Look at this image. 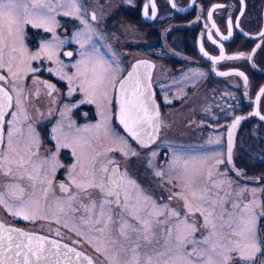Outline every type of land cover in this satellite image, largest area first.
I'll use <instances>...</instances> for the list:
<instances>
[{
	"label": "flooded vegetation",
	"instance_id": "flooded-vegetation-1",
	"mask_svg": "<svg viewBox=\"0 0 264 264\" xmlns=\"http://www.w3.org/2000/svg\"><path fill=\"white\" fill-rule=\"evenodd\" d=\"M74 2L79 12L75 15L76 20L86 17L85 19L93 27L95 34L100 37L102 35L107 37L102 44L103 47L106 46L112 52H116L113 55L118 60V71L114 74L111 83L110 112L112 118L110 117V128L115 135L122 136L123 145L128 143L135 150L129 153L130 159L126 164L127 170L121 159H119L122 152L118 148L109 149L102 146L104 149L99 153L96 152V156L93 158L85 154V159L92 160L91 167L98 179L102 176L103 171L100 173L95 171L97 162L99 160L103 161L104 158L119 157L108 161L103 191L97 193L98 189L95 186L86 188L85 193H92L93 195L92 202L88 206L91 207V211L95 212L92 213L94 218H90L88 221L83 217L87 224H82L77 219L74 222H61L56 216L50 214L46 208H43L46 214L40 213L29 216L35 217L34 219L25 220L23 215L13 216L11 213L7 214V218L3 215L4 211L1 212L0 217H5L21 232L33 237H43L45 249H51L53 253H55V248L49 243V238L56 241L58 245L68 243L80 248L90 256L91 264H160V260L173 262V264H186L188 259L193 260L194 264L197 261H200V263L206 262L209 257H211L213 264L216 263L225 239L231 234L229 230L231 220L225 219L221 209L228 206L230 212L233 210L230 215L233 221V218L239 215L234 204L240 207L241 194L244 188L252 187L254 176L264 182V141L261 139L264 122L254 120L252 124L246 121L237 125L234 133V144L238 154L236 157L232 154L229 159L225 155V127L220 125L225 116L233 115L232 117H234L239 113H243V104L247 106L245 108L247 111L251 109L256 96H258V109L260 112H264V93H261V89L264 88V0H74ZM197 7L200 8L199 11ZM200 30L202 31L200 41L202 49L199 50L197 34ZM120 36L125 37V41L121 45L122 51L119 48ZM131 36H136V38H130ZM258 38H260L261 43L252 57L254 64L250 67L241 62L242 58L238 54L242 49H249ZM221 56L224 58L221 59ZM228 57L235 58L228 59ZM142 58L151 60L149 81L152 96L157 104L154 111L150 110L153 100L147 104V115L149 118L155 115L158 116L157 134L151 141L146 143L137 142L129 131L114 119L115 83L122 75H126L127 81L133 78L137 82L143 74L133 72L131 79H129V73L130 69L136 68ZM184 69H191L200 73V75L195 79L193 74H189L187 78L183 79L180 77V73ZM164 71L167 74H164ZM241 72L244 73V76L240 75ZM221 73H226V75H221ZM170 77H175L176 82L185 81L188 86L184 94L168 95L172 88L167 89L165 87L164 79ZM53 78L61 84L62 81L58 76H53ZM68 83V81L63 82L61 89L63 88L66 91ZM73 85L75 89L70 93H64L62 90L59 102L61 100L71 105L70 113L73 119L78 117V120L73 123L71 118L69 126L79 127L86 124L88 119L90 121L96 119L98 114L94 112V106L82 94L80 84L76 82ZM199 85L197 94L201 96L200 108L207 111L202 120L219 127L216 129V138L212 136L207 126H204L200 129V138L194 140L193 123L189 122L183 126L173 115L167 114L166 111H172V107L183 103ZM243 85L246 86V93L242 92L241 86ZM134 90L136 88H132L131 92L124 93L123 96L133 102L141 97V91L139 90L138 95H134ZM145 91L146 88H143V92ZM231 95L234 99L231 98ZM50 104L46 101L39 102L33 99L28 102L31 115L26 116V120L35 131L41 127L46 133H51L52 123H39L41 113L46 106L48 105L50 110L53 109L54 106ZM21 114L22 111L16 109L19 130H24L25 126ZM255 117L259 119L257 116ZM141 130L142 127L138 126V131ZM255 131L256 134H254ZM23 136V134H20L19 137L22 138ZM50 137L49 134L45 140ZM38 142L27 140L20 142L19 145L24 148V151L27 147L30 153L36 149ZM45 142L41 146L44 152H49L54 145L49 141ZM195 145L206 153L208 151L214 152L206 159L209 190L213 193H199L202 200L201 205H195L187 198L184 207L180 197L172 188L175 180L174 175L176 176V174L175 172L172 174L169 167L177 159L186 157L184 159L187 160L188 158L191 159L192 156L193 164L201 162L203 166L205 154H193ZM142 146L144 148L140 149L139 147ZM112 149L120 154H110L109 152ZM221 149L223 158H221ZM106 151L109 152L105 153ZM135 152H138L140 156ZM55 153L57 158L61 157L62 159L60 162L54 160L53 164L48 165L47 174L53 182L54 191L69 190L71 184L64 179V176L67 174L66 165H71L69 168L73 169L71 156L63 157L60 154L58 155L56 151ZM21 155L22 152L19 153L18 157H12L11 154L10 157H6L15 161L25 160L20 157ZM29 155L31 157L29 159V169L31 170L34 163L41 161V157L37 158L34 152ZM135 157L140 159V167H138V161ZM147 158L156 161L157 170L155 173H153L154 171L150 166L146 165ZM236 162L239 167L237 171L238 183L242 185L240 191L237 190L236 177L230 172H225L226 169H232L231 167L235 166ZM38 165L41 167L42 163ZM113 169L116 171L114 172ZM126 171L131 179L137 181L140 186L145 188L147 187L146 184H153L157 187V191L150 193V195L157 193L158 199L155 202H161L163 207L158 208L155 205L152 207L134 205L135 207H132L124 204L122 202L124 197L122 187L127 179ZM157 173H160V175H157ZM33 174L36 175L35 169H33ZM145 177H148L147 182ZM87 181L84 184H81L82 181H77L76 188H82L90 182ZM116 181H118L117 184ZM97 182L100 184L99 180ZM37 183H39L37 180L32 182L31 192L34 193ZM61 185H63V188ZM42 191L50 193L47 183L42 184ZM109 192L112 195H108ZM253 192L251 193V203L255 231L254 242L260 250L258 252L253 251L251 263L264 264V215H262L264 214V193H257V190ZM116 193H119V204L116 203ZM67 196L69 195L62 198L59 203L63 209L67 207ZM85 198L79 197L76 200L80 213H84L86 210L85 203L87 200ZM105 198L110 199V201ZM216 200L219 204L217 210L215 209ZM103 202L107 203L103 206L106 212H103V216H101L102 209L99 205L101 206ZM136 208L138 211L134 213L133 210ZM212 209L217 211L218 218L213 217L210 220L209 216ZM90 210H88V213H91ZM15 212L20 211L15 208ZM199 212L203 215L204 222L200 221ZM28 213L30 212H27V215ZM64 213L67 214L66 217H69L70 214H77L76 211H71V209L69 211L66 209ZM123 214L127 216H123ZM114 215H116L115 219L117 221L140 219V224L143 226L141 230L143 236L141 238L147 235L148 240L144 239L141 245L136 243L135 247H130L128 246V238H125L126 244L123 254L117 256L114 253L112 255L104 254L103 250L99 248V246L105 244L102 240L104 232L99 231V229L104 230L107 224L111 223ZM109 217H111V220L108 223ZM97 219L100 220L99 224H96ZM143 222H146L147 230ZM126 224L133 225L132 221ZM67 228L76 231V233H72ZM87 228L92 230V237L83 235L82 230ZM138 228V226H132L131 231L136 232ZM125 231L128 232L127 228H125ZM114 235L113 226L110 231V239ZM97 237L102 240L100 245H97L94 241ZM21 241L27 244V238L20 236L17 232L13 237V244ZM210 243L216 249V255L214 256L208 254ZM35 244L36 241L33 240V245ZM181 244L183 247L180 251L185 253L183 258L175 251ZM107 245L111 250L117 247L109 241ZM57 250L59 255H54L53 261L57 258L59 264H63L64 255L61 256L60 260V248ZM161 253H164V255H161ZM188 253H203V256L189 257L187 256Z\"/></svg>",
	"mask_w": 264,
	"mask_h": 264
},
{
	"label": "rangeland",
	"instance_id": "rangeland-1",
	"mask_svg": "<svg viewBox=\"0 0 264 264\" xmlns=\"http://www.w3.org/2000/svg\"><path fill=\"white\" fill-rule=\"evenodd\" d=\"M60 1L61 2L58 3L57 1L51 0V4H49L43 0H19V7L17 9L18 17L20 21L23 19L25 7H27V12L25 13L29 18L33 20L42 21L43 23H46L50 26H54L55 28L59 23H67L70 26H74L73 22H66L67 18H73L76 15L75 9L73 7L74 0ZM53 3H57L59 5V10L64 11L69 15H56L53 11ZM34 4H39L41 6L33 7ZM197 10L199 11L200 8L197 7ZM21 22L22 23L20 24L19 31L22 30L20 32V36L23 38L24 44L22 42L20 43L19 35L17 32L14 31L13 35L9 36L6 28L2 30L3 39H0V63L3 64V67L0 69H4L7 76L11 78V80L7 81L6 84H9V87L14 93L13 96L15 100L20 104L22 108L23 114L21 115V119L25 126L24 130H19L16 118H13L7 125L5 131L4 143L1 147L2 152L0 154V199H2L3 201L0 202V214L2 211H4L3 215L8 218L7 214L9 213H11L13 216H16V213H20V215L24 216L27 215V212H30L28 213V216H35L40 213L46 214L43 211V208H46V210L50 214L56 216L61 222H74L77 219L82 224H87L83 217H85L86 221H88L90 218H94V214L92 213H95L91 211V207L88 206V204L92 202L93 195L92 193H85L87 185L90 182H93L94 185H99L97 180H99V182L103 183L104 185L105 171L108 168V161L110 159H117L119 157L104 158L103 161L99 160L97 162L95 166V171L98 173L103 171L102 176L98 179V176H96V173L93 172L91 167V165L93 164L92 160L85 159V154H88L91 158H93L94 156H96V152L99 153L104 148H118L122 152L121 158L119 159H121L122 164L125 165V168L127 170L126 164L130 159L129 153L135 150V148L128 143L123 145V140L121 139L122 136L115 135L110 128L111 83L113 81L114 74L118 71V60L114 58V55L111 56L107 49L103 47L101 37L94 33V30L88 24L87 19L81 22L80 26L78 27V29H76L75 32L67 31L69 34H72L70 40L67 36V32L61 33L59 35V31L55 30L58 33L57 35L49 36V38L41 37L42 41L39 44L35 42V39L33 37H27L29 35V32L26 28V23H24L23 21ZM64 29L66 28L64 27ZM35 36H37V34H35ZM102 37L103 42H105L107 37L105 35H102ZM130 38H136V36H131ZM119 40V48L120 51H122L121 45L123 44L122 42L125 41V37L120 36ZM66 41L67 44L69 42H72L70 43L71 47H73V45L78 46L76 48V58L74 60L71 58L69 60V63H65L66 60L64 62L59 56V48L64 45ZM14 48H16V50ZM26 49H28V53ZM30 51H33V57L37 56L38 58L34 59L32 57V65L35 67V71L30 68L28 69L29 71H33L43 75L45 70H40V68H45L46 64V70L50 69L53 74L59 76L63 72V68H66L67 66L74 67L72 71L67 74L68 81L70 83L78 82L80 84L82 94L84 95L86 100H88V102L92 106H94V112H97L98 114L96 119L91 121L88 119L86 124L79 127L74 125L69 126L71 118L72 122L75 123V121L78 120V117H75L73 119L72 115L68 113L69 104L63 102L61 106L58 105L60 106V109L58 112V116H56L53 124H51V133H46L44 130H42L41 127L37 131L32 129L30 123H28L24 114L26 106L25 101L23 99L24 83L22 80V76L24 75L25 77V71L29 66V57L31 58V54L29 55ZM43 52L47 56H45ZM64 52L69 53L67 50H64ZM118 53L120 54V52ZM49 60L51 62V67H48ZM164 74H167V72L164 71ZM180 74V77L183 79L187 78L189 74H193L195 79L200 75V73L191 69H184ZM164 84L167 89L169 87L172 88L171 91L168 92V95L170 96L184 94L188 86L185 81L176 82L175 77H170L169 79L165 78ZM199 87L200 85L194 90L193 93H191L186 98L183 103L172 107V111H166L167 114L173 115L183 126H185L189 122L193 123L194 140H198V138H200V129L204 128V126H207V128L211 131L212 136L216 138V129L219 127L215 125H210L206 123L205 120H202V118H204L203 115L207 111L202 110L200 108L201 96L197 94ZM241 88L243 89L244 87L241 86ZM231 98L234 99L232 95ZM246 107L247 106L243 104L242 110H244ZM189 111L190 113L188 114ZM48 118H50L49 115H44L42 117V120ZM229 118L231 117H224V119L226 120H228ZM251 120V118L244 119L242 123L245 121L251 122ZM20 134H23L24 136L21 138L19 137ZM49 134L51 135V137L49 138L50 140H45V138H47ZM254 134H256V131L254 132ZM261 139L264 141V130L261 133ZM27 140L29 142L39 141L36 145V149L30 152L31 154L34 152L37 158L41 157V161H38L37 163L33 164V169L36 170V175L33 174V169H29V159L31 158L29 155V149L26 147V150L24 151V148L19 145L20 142H25ZM200 140L202 141V139ZM45 141H49L54 145L49 152H44V149L41 146V144L46 143ZM102 146L104 148H102ZM139 148L143 149L144 147L142 146ZM55 151L58 155L60 154L63 157H66L68 155L71 156L70 160L73 169L69 168V166L71 165H66L67 174L64 176V179L69 181L71 184V189L69 190L63 189L59 190L58 192L54 191V186L52 185L53 182L51 181L50 176L47 174V166L53 164L54 160L60 162L62 159L61 157L57 158L55 156ZM20 152H22V155L20 157L24 158L25 160L15 161L14 159L6 157H10V154L12 157H18ZM108 152L109 151H106L105 153ZM109 153L113 155L120 154L119 152H114L113 149ZM135 153L140 156L138 152ZM200 153L205 154L203 166L201 165V162L193 164L192 156L191 159L188 158L187 160L184 159L186 157L177 159L169 167L170 172L172 174L173 172H175L176 174V176L174 175L175 180L172 184V188L175 190V193H177V195L180 197V201L184 207L186 206L185 200L187 198L192 201L195 205H201L202 200L199 197V193H213L209 190V177L207 175L208 169H206V159L207 156L212 155L214 152L208 151L206 153L195 145L193 154L198 155ZM221 153V158H223L222 149ZM237 154L238 152L234 144L233 156L236 157ZM135 159H137V165L138 167H140V159L138 157H135ZM41 163L42 166L39 167L38 164ZM146 165L150 166L153 169V173H155V171L157 170V163L154 160L147 158ZM231 168L232 169H226L225 172H230L232 175H234L238 183L237 171L239 167L237 162L235 166H232ZM147 178L148 177H145L146 182ZM35 180H37L39 183L36 184L33 193L31 192V187L33 185L32 182H34ZM87 180H89L90 182L82 187L84 188L83 190H81L82 188H76L77 181H82L81 184H84L88 182ZM45 183L48 184V189L50 193L42 191V184ZM146 185L147 187L145 188L140 186L137 181L131 179V177L127 174V179L122 187V195H124L122 202L124 204L131 205L132 207H135L134 205L150 207L155 205L158 208H162L163 205L161 202H155L158 199L157 193H154V195H150V193L157 191L158 188L155 187L153 184ZM257 185L258 183H256V186ZM241 187L242 185L238 183L237 190L240 191ZM96 188L98 189L97 193H100L101 189L99 187ZM247 193L252 192L248 191ZM66 195H69L67 196L68 203L67 207L63 209L59 205V203L60 200ZM79 197H86L85 199L87 200L85 203L86 210L84 211V213L79 212L80 210L76 203V200ZM105 199L110 201V199ZM217 201L218 200H216L215 203V209L219 206ZM102 204L103 206H105L107 203L103 202ZM108 205L110 206L109 203ZM234 206L237 208L239 215L242 214L246 222L249 219H253L251 198H248L246 201H242L240 207L236 204H234ZM99 207L101 208L100 205ZM15 208L17 209V211L20 212H15ZM66 209L67 211H69L70 209L71 211H76L77 214H70L69 217H66L65 215L67 214L64 213ZM215 209H212L210 212V220L213 217L218 218L216 211L217 209ZM88 210H90L89 212L91 213H88ZM102 210L104 213L106 212L104 208ZM137 211V208L133 210L134 213H137ZM221 211L226 220H231V227L229 229L231 234L230 236H227L225 240L227 242L226 246L229 248H233L234 234H237L239 231L241 232V229L245 228L246 222H244L243 220L241 225H239L241 220V217L239 215L236 218H233V222L230 217V215L233 213V210L230 212L228 210V206L227 208L221 209ZM115 216L116 215H114L111 220L112 224L109 223L110 220L108 219L109 224H107L106 228L103 230L104 236L102 240L103 242H105V244L99 246V248H101L103 250V253L106 255H112L114 253V255L117 256L123 254L124 246L126 244L124 241L125 238H128V246L130 247H135L136 243L141 245L144 241V238H141L143 236V234L141 233L143 226H141L140 224V219L117 221L115 219ZM123 216L127 215L123 214ZM5 217L0 218L6 222H9L5 219ZM199 219L201 222H204L203 215L201 214V212H199ZM129 221H132L133 225L126 224ZM122 224L126 225L125 228H127V231L130 234L126 231L124 235L121 234L120 229ZM113 226L115 230V235L112 239H110V231ZM132 226H138L139 228L138 230H136V232H132ZM67 229H69V231H71L72 233H76V231L70 228ZM91 232L92 230L90 228L82 230L83 235L91 236ZM239 235L240 236L235 241L236 245L234 247L236 252L238 253L236 255L240 257H251L254 251L252 247L253 244H255L254 239L247 234L239 233ZM229 237H231L230 240ZM102 240L100 237L94 239L97 245H100V242ZM108 241L110 243H113L114 246L117 247L111 250L107 245ZM208 254L209 256L216 255V249L211 243L208 245ZM224 257L231 256H226L221 250V252L219 253L218 261L214 264H223ZM159 263L173 264V262H163L162 260H160ZM200 264H205V262Z\"/></svg>",
	"mask_w": 264,
	"mask_h": 264
},
{
	"label": "snow or ice",
	"instance_id": "snow-or-ice-1",
	"mask_svg": "<svg viewBox=\"0 0 264 264\" xmlns=\"http://www.w3.org/2000/svg\"><path fill=\"white\" fill-rule=\"evenodd\" d=\"M39 4H34L33 7H40ZM19 7V0H0V39H3L2 30L4 28L7 29L8 35H13L14 31L19 32L20 30V24L21 21L17 14V9ZM155 6L153 5V8ZM25 12H27V7H25ZM95 18V17H93ZM29 21L25 20L24 23H28ZM34 27H40L41 25H33ZM227 39V37H225ZM67 55H71V53H67ZM38 58L37 56L33 57ZM221 59L224 57L221 56ZM235 57H228V59H234ZM3 67V64L0 63V68ZM133 73H129V79H131ZM221 75H226V73H221ZM240 75H243V73H240ZM4 77L0 76V80H3ZM127 81H121L120 87L121 91H124L125 84ZM51 87V86H49ZM71 91V89H70ZM261 93H264V88L261 89ZM0 94L3 95V97L7 100H10L11 98L7 95L6 92L2 88H0ZM139 94V81L137 80V88L134 90V95ZM83 102V101H82ZM5 105L0 104V116H2V108ZM135 110L136 115H133V111ZM143 112L144 116L141 117L139 115V112ZM147 108L144 106V102L140 101L137 105L133 107V102L131 100H122L121 101V108H120V120L121 123L124 124L125 128L131 133L132 136L137 137L139 139V133L137 132V126H139L141 123L148 122L150 118L147 115ZM241 117H237L236 121L233 123L232 127L234 128L237 123H239ZM261 119H264V117H261ZM229 149H231V133L229 134ZM230 158V155H229ZM115 172L116 170L113 169ZM157 175H160V173H157ZM78 187H82L81 185H77ZM96 186L101 189V191L104 190L103 183H100L99 185H94L93 182H90L87 187ZM63 188V185H61ZM108 195H112L111 192L108 193ZM117 200L116 203L119 204V193H116ZM0 202H3L2 199H0ZM101 209H103V204L101 205ZM17 215H20V213H16ZM101 216H103V210H101L100 213ZM264 215V214H262ZM25 220L28 219H34L35 217H29L28 215H24L23 217ZM139 218V217H138ZM109 220H111V217H109ZM100 220L97 219L96 224H99ZM145 223V229L147 230V224ZM125 227L126 225H121V234H125ZM7 231L9 235H7V246L5 247L4 240L5 237L0 236V264H59V260L53 261L52 257L58 256L59 253H53L51 249H45L44 247V238L43 237H33L31 235H28L27 233L21 232L18 229H4L3 225L0 224V232ZM99 231H103V229H99ZM245 231L248 233L249 236H251L253 239L255 238V231H254V220L249 219L245 226ZM13 232H19L20 236H24L27 238V244H24L22 241L13 244V236L11 233ZM145 240H148V236L145 235L143 237ZM33 240L36 241V244L33 245ZM207 243V241H205ZM51 245L53 248H60V245L57 244L56 241H52ZM67 248V245L64 246ZM183 247V245H179L176 248V253H178L182 258L185 257V253L181 252L180 249ZM253 249L255 252H258L260 249L257 245L253 244ZM69 252L74 251V249H68ZM171 251V250H170ZM214 251V249H213ZM81 254L76 253V256L79 257ZM161 255H164V253H161ZM187 256L192 257H202L203 253H188ZM238 259H244L251 261V257H238ZM230 260V257H224L223 264H228ZM89 264H91V261H89ZM186 264H193V260L188 259L186 261ZM196 264H200V261H197ZM205 264H213V261L211 257L205 262Z\"/></svg>",
	"mask_w": 264,
	"mask_h": 264
},
{
	"label": "water",
	"instance_id": "water-1",
	"mask_svg": "<svg viewBox=\"0 0 264 264\" xmlns=\"http://www.w3.org/2000/svg\"><path fill=\"white\" fill-rule=\"evenodd\" d=\"M121 81H123V79H121L119 82H118V84H117V88H118V92L120 93V90H121V87H120V82ZM0 88H2L3 90H4V92H6L7 93V91H6V89L4 88V87H1L0 86ZM8 95V94H7ZM4 97H3V95L2 94H0V104H3V105H5L3 108H2V116H0V143H1V140H2V122H3V118H4V113L6 112V109H7V99H4ZM118 99L119 100H121L122 101V99H120V95H118ZM120 117V116H119ZM0 224H3V222H0ZM4 227V229L6 230V229H14L13 227H10V226H3ZM6 232V235H9L8 234V232L7 231H5ZM12 234V236L13 237H15V234H16V232H13V233H11ZM3 237H5V239H6V236H3ZM4 244H7L6 242H4ZM56 253L58 252V251H55ZM68 254V253H67Z\"/></svg>",
	"mask_w": 264,
	"mask_h": 264
}]
</instances>
